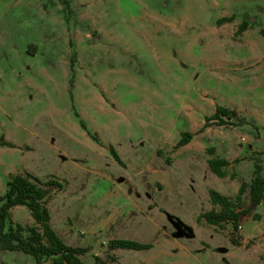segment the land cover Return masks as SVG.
I'll list each match as a JSON object with an SVG mask.
<instances>
[{
	"label": "rangeland",
	"instance_id": "374dc122",
	"mask_svg": "<svg viewBox=\"0 0 264 264\" xmlns=\"http://www.w3.org/2000/svg\"><path fill=\"white\" fill-rule=\"evenodd\" d=\"M217 107L233 113L204 126ZM2 138L0 196L14 174L59 182L50 225L88 264H264V203L236 228L201 217L221 209L210 188L241 210L239 186L264 176V0H0ZM0 264L35 262L0 250Z\"/></svg>",
	"mask_w": 264,
	"mask_h": 264
},
{
	"label": "trees",
	"instance_id": "16d2710c",
	"mask_svg": "<svg viewBox=\"0 0 264 264\" xmlns=\"http://www.w3.org/2000/svg\"><path fill=\"white\" fill-rule=\"evenodd\" d=\"M247 27L246 22L238 26L236 33H240ZM233 112L227 108L217 107L215 113L206 118L204 126L209 125V121L217 124L225 123L223 115H231ZM192 138V133L183 132L176 146L187 144ZM0 146L14 147L12 142L0 139ZM213 153V148L209 149ZM113 158L120 164L121 159L111 149ZM210 170L218 177L226 176L225 166L229 164L224 158L211 157L208 159ZM5 193L0 196V250L1 251H21L33 258L35 264H88L84 262L79 254L85 248L67 245L53 230L50 225V213L47 202L50 198V187L60 186L55 180L42 182L38 177L29 173L24 175L14 174L7 181ZM248 190L249 206L239 210L237 203L217 190L210 188L208 195L210 202L218 205L221 209L216 211L211 209L201 214L208 223L220 224L230 221L236 228L239 217L242 213H249L254 205L264 203V176L256 174L251 181L242 183L237 191L236 200H241V195ZM25 206L34 220L35 225L22 226L9 221L10 208L14 206ZM233 243H237L235 238H231ZM110 248L143 250L151 248L149 243H141L132 239H112L109 242ZM94 264H108L104 259L95 256ZM50 260V262H48Z\"/></svg>",
	"mask_w": 264,
	"mask_h": 264
}]
</instances>
